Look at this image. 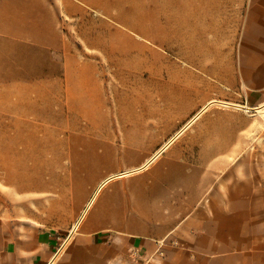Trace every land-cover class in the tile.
Here are the masks:
<instances>
[{"label":"crops","instance_id":"0c3cea01","mask_svg":"<svg viewBox=\"0 0 264 264\" xmlns=\"http://www.w3.org/2000/svg\"><path fill=\"white\" fill-rule=\"evenodd\" d=\"M261 112L264 0H0V264H264Z\"/></svg>","mask_w":264,"mask_h":264},{"label":"rangeland","instance_id":"374dc122","mask_svg":"<svg viewBox=\"0 0 264 264\" xmlns=\"http://www.w3.org/2000/svg\"><path fill=\"white\" fill-rule=\"evenodd\" d=\"M86 25V21L65 17L60 18V28L64 32L66 40L73 44L75 52L79 55L80 59H91L95 61L100 68L101 74L108 80H115L120 74L127 73L128 71L126 69L129 67L120 64V53L124 54L129 51V42L119 37L117 43L109 51H106L108 57H104L102 52L90 50L86 47L85 41H90L91 44H97L100 40V37L96 35L84 33L87 27ZM113 83L115 82L113 81ZM163 103L167 104L168 102L164 100ZM113 121H116L114 112ZM253 122L255 123V130L250 134V137L255 138V144L245 146L242 152L250 154L251 158L254 159V167L250 171V176L255 183L257 192L261 193V197L264 199V112L253 117Z\"/></svg>","mask_w":264,"mask_h":264},{"label":"built area","instance_id":"2783aa9c","mask_svg":"<svg viewBox=\"0 0 264 264\" xmlns=\"http://www.w3.org/2000/svg\"><path fill=\"white\" fill-rule=\"evenodd\" d=\"M73 233H74V231L71 230V231L67 234V236L64 237V239H63V241H62V246H63L64 244H66V243L72 238ZM62 246H60V249H61Z\"/></svg>","mask_w":264,"mask_h":264}]
</instances>
